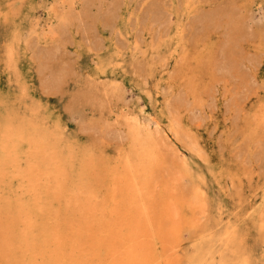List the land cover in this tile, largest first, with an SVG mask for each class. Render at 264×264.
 I'll return each mask as SVG.
<instances>
[{"label": "rangeland", "instance_id": "374dc122", "mask_svg": "<svg viewBox=\"0 0 264 264\" xmlns=\"http://www.w3.org/2000/svg\"><path fill=\"white\" fill-rule=\"evenodd\" d=\"M0 264H264V0H0Z\"/></svg>", "mask_w": 264, "mask_h": 264}, {"label": "bare ground", "instance_id": "6f19581e", "mask_svg": "<svg viewBox=\"0 0 264 264\" xmlns=\"http://www.w3.org/2000/svg\"><path fill=\"white\" fill-rule=\"evenodd\" d=\"M92 87H93V86H92ZM92 87H91V88H92ZM94 89H95V88H94ZM94 89H91V90H88V89H87V90H88L87 92L89 93V95L92 96L91 98H93V96H94V92H93ZM87 95H88V94H87ZM83 96H84V95H83ZM90 96H89V97H90ZM79 97H80V96H79ZM87 97H88V96H87ZM83 98H85V97H83Z\"/></svg>", "mask_w": 264, "mask_h": 264}]
</instances>
